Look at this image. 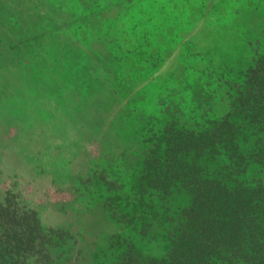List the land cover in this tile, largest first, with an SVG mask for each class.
I'll return each instance as SVG.
<instances>
[{"label":"rangeland","instance_id":"374dc122","mask_svg":"<svg viewBox=\"0 0 264 264\" xmlns=\"http://www.w3.org/2000/svg\"><path fill=\"white\" fill-rule=\"evenodd\" d=\"M263 57L264 0H0V242L38 216L52 259L123 264L147 148L235 113Z\"/></svg>","mask_w":264,"mask_h":264},{"label":"trees","instance_id":"16d2710c","mask_svg":"<svg viewBox=\"0 0 264 264\" xmlns=\"http://www.w3.org/2000/svg\"><path fill=\"white\" fill-rule=\"evenodd\" d=\"M262 60L245 86L238 85L242 94L235 99V113L202 128L171 125L147 148L142 171L130 183L143 182L162 201L151 218L148 208L149 221L134 217L139 233L128 239L123 264H264ZM180 195L186 202L176 209L171 201ZM37 217L0 242V264H78L52 259L64 243L59 239L50 246L51 234L37 235L46 231ZM151 243L158 244L159 256L147 248Z\"/></svg>","mask_w":264,"mask_h":264}]
</instances>
